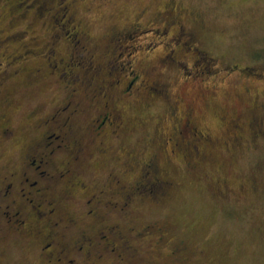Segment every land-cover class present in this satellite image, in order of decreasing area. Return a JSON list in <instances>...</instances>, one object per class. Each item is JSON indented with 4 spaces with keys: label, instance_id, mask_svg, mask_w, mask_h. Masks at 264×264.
Here are the masks:
<instances>
[{
    "label": "rangeland",
    "instance_id": "1",
    "mask_svg": "<svg viewBox=\"0 0 264 264\" xmlns=\"http://www.w3.org/2000/svg\"><path fill=\"white\" fill-rule=\"evenodd\" d=\"M56 2L43 10L34 0H0V53L4 48L10 54L22 53V44L33 37L47 42L51 31L73 40L72 28L58 19ZM168 3L177 7L174 15L193 32L189 44L176 36L175 26L167 35L159 28L155 33L166 24L160 14ZM73 8L100 50L104 48L101 53L112 50L107 55L111 75L120 76L122 86L134 73L140 75L122 97L128 129L109 137L108 155L97 152L81 161L86 181L93 188L102 187L109 171L115 170L123 182L132 183L138 160L157 151L164 177L175 182L160 201L148 196L135 200L123 222L126 228L156 221L168 225L162 240L157 241V234L134 238L135 256L104 252L89 263L264 264V131L257 132L264 119V0H76ZM136 21L141 25L134 34L105 47L115 30ZM26 56V66L36 65L31 54ZM1 58L3 63L9 60L6 55ZM86 61L74 70L82 72ZM26 78L17 76L12 88L8 85L11 104L0 99V113L8 114L16 126L15 139H0V169H9L26 153L37 116L32 112L50 109L66 93L52 78L40 77L38 84ZM190 108L200 128L215 140L209 161L190 164L181 153L168 151L169 146L158 150ZM85 111L82 123L95 113L91 107ZM224 117L238 120L243 128L232 127ZM7 123L0 119V128ZM91 151H96V144H91ZM64 156L56 154L55 161ZM126 167L131 170L124 171ZM83 196L78 192L79 201L68 203L72 214L82 213ZM119 216L112 212L111 219ZM179 246L184 247L181 262L171 251ZM0 259V264H41L37 247L25 239L13 240Z\"/></svg>",
    "mask_w": 264,
    "mask_h": 264
},
{
    "label": "flooded vegetation",
    "instance_id": "2",
    "mask_svg": "<svg viewBox=\"0 0 264 264\" xmlns=\"http://www.w3.org/2000/svg\"><path fill=\"white\" fill-rule=\"evenodd\" d=\"M34 1L43 10L46 5L51 6L56 2ZM75 1H57L55 9L61 11L58 12V19L66 20L65 24L72 28L73 40H68L66 34L51 31V39L47 42L33 37L30 42L22 44V53L16 51L10 54L6 48L0 53V99L3 102L12 103V91L8 90V85L12 88L13 79L21 75L36 84L42 80L40 77L52 78L66 89V93L60 97L61 101L50 109H43L40 114L32 112V116H37L31 125L33 133L26 153L9 169H0V258L4 250L12 247L13 240L25 239L34 248L37 247L41 264H90L92 258H102L104 252L118 253L121 257L129 254L135 256L136 246L131 239L157 234L159 241L168 230V225L157 221L143 227L130 225L128 228L123 223L124 218L130 216L135 200L144 201V196H148L160 201L175 184L164 177L158 163L159 152L155 151L138 160L139 168L132 183L123 182L122 175L115 170L109 171L107 184L99 188H93L84 177L81 161L97 152L108 155L112 146L109 137H119L128 129L130 122L122 108V97L140 75L139 72L134 73L125 86H122L120 76L111 75L110 69L107 70L110 62L107 55L110 56L112 50L109 47L107 54L101 53L104 48L100 50L102 46L96 43L89 29L83 28L84 21L77 18L78 11L73 8ZM165 7L160 17L166 24L156 27L165 31L155 28V33L160 31L167 35L170 27L175 26L178 28L176 36L189 44L194 34L174 15L177 7L172 3ZM139 25L140 21H136L125 29L115 30L108 37L105 47L131 36ZM78 45L82 46L81 51ZM30 54L36 60L33 67L26 66V55ZM4 55L9 58L6 63L2 62L1 57ZM197 55H201L199 50ZM20 57L23 58L18 60ZM82 60H87L88 64L82 72H76L74 65L79 66ZM85 98L88 102H85ZM89 107L95 113L82 123L80 115ZM179 117L174 123L173 132L163 138L158 150L169 146L168 151L172 154L181 153L190 164L193 160H211L214 152L211 147L215 140L209 131L197 124L193 108L184 110ZM0 119L8 122L0 128V139H15L16 126L12 118L2 112ZM224 121L234 128H243L238 120L224 117ZM258 125L261 130L257 132L263 133L264 119ZM92 143L96 144L95 152L91 151ZM59 153H65V156L56 162V154ZM128 170L131 168L124 169ZM146 188L149 190L144 192ZM78 192L84 195L81 199L82 213L72 210L75 213L72 214L67 205L79 201L76 199ZM112 212L120 216L111 219ZM79 222H82V226H78ZM183 249L179 246L171 250L178 262L182 261L179 255Z\"/></svg>",
    "mask_w": 264,
    "mask_h": 264
}]
</instances>
